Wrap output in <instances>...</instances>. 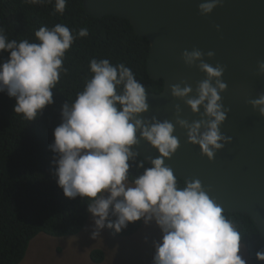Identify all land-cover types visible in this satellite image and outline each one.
<instances>
[{
    "label": "clouds",
    "instance_id": "1",
    "mask_svg": "<svg viewBox=\"0 0 264 264\" xmlns=\"http://www.w3.org/2000/svg\"><path fill=\"white\" fill-rule=\"evenodd\" d=\"M24 2L43 5L53 0ZM66 4L67 0H55L54 13L62 15ZM220 4L221 0H205L199 4V12L208 15ZM34 35L38 42H18L9 40L0 29V53H8V58L0 62V93L15 98L14 113L28 121L54 103L52 89L61 73L67 72L65 54L77 37L88 35V29L74 35L66 25L56 24L52 28L41 26ZM204 55L198 49L182 53L186 65H195L206 74L196 86L195 96L187 84H172L170 91L193 114L200 115L199 120L189 122L180 118L176 106V124L186 130L188 142L198 145L212 160L231 137L220 132L227 113L220 95L227 88L222 81L224 68L205 63ZM207 56L213 57L214 52H207ZM89 68L93 75L84 89L71 104L62 105V122L54 129V143L49 147L56 154L54 175L65 197L79 196L89 201L93 238L105 227L118 233L129 223L143 219L145 224L154 221L161 231V239L154 242L152 264H246L239 254L241 233L223 208L210 198L199 179L185 180L181 187L172 169L165 165L164 158L176 152L179 140L168 120L139 118L149 109L145 86L124 63L114 65L109 59L93 58ZM258 74L264 75V61L258 62ZM249 103L264 117V93ZM137 133L160 156L150 160V167L141 161L138 167L143 169L142 174L130 182L129 162L139 155L134 150L139 143ZM256 258L264 261V252H257Z\"/></svg>",
    "mask_w": 264,
    "mask_h": 264
},
{
    "label": "water",
    "instance_id": "2",
    "mask_svg": "<svg viewBox=\"0 0 264 264\" xmlns=\"http://www.w3.org/2000/svg\"><path fill=\"white\" fill-rule=\"evenodd\" d=\"M203 2L82 0V5L95 17L115 15L127 19L134 32L148 41L146 69L153 79H162V89L147 94L149 109L139 118L151 120L155 116L161 122L173 123L179 147L170 158H164L165 165L184 181L199 179L224 212L248 214L264 235V117L249 103L264 93V75L258 74V62L264 61V0H221L208 15L199 12ZM193 49L205 54V63L224 68L222 81L227 85L220 93L227 109L220 132L231 137V142L215 152L212 160L198 145L188 142L186 130L176 124V106L180 118L189 122L199 120L200 115L193 114L170 91L172 84H187L195 96L196 86L206 79L197 66L183 62L182 53ZM209 51L214 52L211 58L207 56ZM134 150L149 165L151 159L160 156L143 139Z\"/></svg>",
    "mask_w": 264,
    "mask_h": 264
},
{
    "label": "trees",
    "instance_id": "3",
    "mask_svg": "<svg viewBox=\"0 0 264 264\" xmlns=\"http://www.w3.org/2000/svg\"><path fill=\"white\" fill-rule=\"evenodd\" d=\"M54 3L43 5L27 4L24 0H0V29L9 40L38 42L34 35L41 26L52 28L56 24L66 25L74 35L87 28L88 35L77 37L64 57L66 73L52 89L54 103L46 106L37 117L28 121L22 114L13 111L15 98L6 92L0 93V264H18L25 255L29 241L39 232L51 236L78 233L87 221L86 198L65 197L54 175L50 149L54 143V129L59 126L62 105L71 104L77 93L84 89L92 77L91 59H109L111 63H124L134 73L146 92H159L162 79H153L147 72L148 41L137 35L127 19L88 14L82 0H67L64 13H54ZM8 53H0V62ZM143 161L138 155L130 161L129 181L142 174L138 164ZM177 177V176H176ZM178 185L184 180L177 177ZM241 233L250 260L258 261L257 252H264V236L253 220L245 213L225 212ZM114 220L115 217H109ZM142 220L131 222L120 232L107 227L114 236H129L141 225ZM107 223V221H106ZM89 258L101 262L104 252L92 248Z\"/></svg>",
    "mask_w": 264,
    "mask_h": 264
},
{
    "label": "rangeland",
    "instance_id": "4",
    "mask_svg": "<svg viewBox=\"0 0 264 264\" xmlns=\"http://www.w3.org/2000/svg\"><path fill=\"white\" fill-rule=\"evenodd\" d=\"M93 231V218L89 213L83 228L74 235L49 236L38 233L29 241L25 255L18 264H152L154 242L161 239V231L155 222L145 224L143 219L138 230L129 236H114L105 227L99 236L93 238ZM92 248L103 250V261L93 262L89 258ZM239 254L246 264H254L243 244Z\"/></svg>",
    "mask_w": 264,
    "mask_h": 264
}]
</instances>
